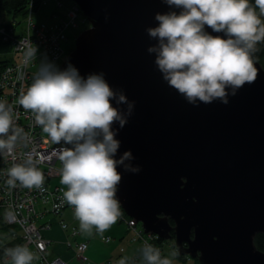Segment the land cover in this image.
I'll return each mask as SVG.
<instances>
[{
	"label": "water",
	"instance_id": "obj_1",
	"mask_svg": "<svg viewBox=\"0 0 264 264\" xmlns=\"http://www.w3.org/2000/svg\"><path fill=\"white\" fill-rule=\"evenodd\" d=\"M71 1L90 25L58 68L71 63L85 78L103 71L110 86L134 101L116 137L117 158L130 149L131 163L140 167L132 173L118 166L124 214L144 233L173 239L178 255L199 264H264L254 243L264 235L262 64L254 60L255 82L227 104L194 106L163 80L147 51L155 43L146 32L158 23L155 14L180 9L163 0ZM205 31L226 38L206 25Z\"/></svg>",
	"mask_w": 264,
	"mask_h": 264
},
{
	"label": "clouds",
	"instance_id": "obj_2",
	"mask_svg": "<svg viewBox=\"0 0 264 264\" xmlns=\"http://www.w3.org/2000/svg\"><path fill=\"white\" fill-rule=\"evenodd\" d=\"M163 2L180 11L155 14L158 23L146 29L155 43L147 51L155 54L163 80L188 103L197 106L218 100L227 104L230 95L255 82L258 70L254 54L256 45L264 41L260 19L264 0H255V6L249 0ZM205 25L213 32H223L226 38L210 35ZM26 55L35 57L36 48H30ZM19 104L35 113L36 122L53 143L70 145L58 154L60 182L67 186L63 197L73 206L81 231H106L120 216L116 193L122 175L118 166L132 173L140 171L131 163L134 156L130 149L117 158L120 141L116 137L132 114L134 101L110 86L103 71L85 78L71 63L61 70L47 62L40 64ZM19 133L13 125L11 106L0 101V137L6 138L0 139V150L11 152ZM7 175L9 187L18 181L29 189L43 188L45 177L31 156L11 167ZM7 254L13 264H32L34 259L26 246L9 249ZM142 257L146 264H169L151 245L142 249ZM120 264L126 261L122 259Z\"/></svg>",
	"mask_w": 264,
	"mask_h": 264
},
{
	"label": "built area",
	"instance_id": "obj_3",
	"mask_svg": "<svg viewBox=\"0 0 264 264\" xmlns=\"http://www.w3.org/2000/svg\"><path fill=\"white\" fill-rule=\"evenodd\" d=\"M54 1L56 7H65L66 9L63 12H51L50 15L55 19L53 23L37 22L33 13L35 5L33 0H29L24 15L25 25L23 31L17 34L14 22L8 26L14 58L5 63L0 69V101H5L11 106L13 125L20 130V133L11 152L0 150V207L3 208L2 222L5 225H12L19 229V231L14 230L9 235L11 240H18L13 248L31 246L32 251L46 264H72L70 260L64 259L59 254L53 258H48L47 251L49 246H52L53 240L47 238L43 234V230L49 229L51 223L49 221L42 224L37 223V220L45 214L50 213L58 216L67 207H70L74 212L73 206L69 205L63 197L67 186L50 181L53 178L61 177L62 169L56 163L60 161L58 154L65 146L56 145L48 135H44L42 126L36 122L35 113L25 110L19 104V98L33 82L40 64L47 62L54 64L59 60L63 62L68 52H66L62 42L68 40V32L76 30L80 24L85 22L89 24L80 9L71 0ZM45 2L46 0H39L36 8ZM3 30L4 28L1 26L0 32L2 33ZM30 48H36L35 57H27L26 53ZM71 49L72 46L69 45V51ZM59 65L55 66L58 68ZM0 139L6 138L0 137ZM29 156L32 157L36 167L42 171L45 177L43 188L37 189L34 187L29 189L18 181L15 187H9L7 184L9 169L15 164L24 163ZM120 217L125 221L127 227L132 230L133 240L139 239L145 245H151L159 250L161 257L165 259L161 249L154 242L157 238L156 235L144 233L142 228L137 227V222L132 218L127 219L121 210ZM59 225L66 234L65 239L59 244L70 250L73 257L78 261H82L84 251L88 245L87 241H74L70 238L80 233L79 228L64 220H60ZM103 239L108 241L110 236H104ZM10 258L8 254L2 255L0 264ZM169 264L171 263L169 262Z\"/></svg>",
	"mask_w": 264,
	"mask_h": 264
},
{
	"label": "crops",
	"instance_id": "obj_4",
	"mask_svg": "<svg viewBox=\"0 0 264 264\" xmlns=\"http://www.w3.org/2000/svg\"><path fill=\"white\" fill-rule=\"evenodd\" d=\"M60 220H64L79 228L80 233L74 237H70L72 240L87 241L88 245L84 251V259L82 261H78L73 257L70 250L65 249L62 244H59L66 237L65 232L60 228ZM45 221H49L51 226L49 229L43 230V234L47 238H51L53 244L56 245L52 244V246H49L47 251L48 258H53L59 254L64 259L70 260L72 264H120L122 259L126 261V264H146L142 257V249L146 245L142 240L132 239V230L127 227L125 221L120 216L103 233L97 232L93 228L90 234L81 231L79 221L70 207L65 208L58 216L47 213L39 218L37 223L42 224ZM104 236H110V239L105 241L103 239Z\"/></svg>",
	"mask_w": 264,
	"mask_h": 264
},
{
	"label": "rangeland",
	"instance_id": "obj_5",
	"mask_svg": "<svg viewBox=\"0 0 264 264\" xmlns=\"http://www.w3.org/2000/svg\"><path fill=\"white\" fill-rule=\"evenodd\" d=\"M42 1V0H40ZM66 8L62 7H56L55 6V1L54 0H46L45 3H41L40 6L38 8H35L34 11V18L37 22L43 21L46 22L47 24H51L53 23V21L55 20L50 14L53 11H60L63 12ZM257 14L260 15V10H256ZM0 19L2 20V22L4 24H11L14 22L15 24V32L17 34L21 33L23 31L24 25H25V20H24V16L21 15H16L15 17H13V13L11 11H6L4 10L0 16ZM260 19L262 21V24H264V15H260ZM88 23L85 24H81L79 25V27L76 30H71V32H68V40L63 41L62 45H64V48L66 50V52L69 53V45L72 46V48L74 47V43H75V39L77 34L84 30L85 27H87ZM4 58H8L9 60H12L14 58V54H13V50L9 49L6 52H0V60L4 59ZM62 61L59 60L56 63H54V65H59ZM42 133L44 135H48L47 133H45L42 130ZM56 165L62 169V163L60 161H58L56 163ZM51 182H59L61 183V177L58 178H53L50 180ZM121 210V209H120ZM122 211V210H121ZM3 212V208L0 207V214ZM123 212V211H122ZM124 213V212H123ZM125 217L127 219H131L128 215L124 214ZM137 227L141 228V224L140 222H137ZM15 230L19 231L18 227H14ZM10 231V229H6L4 228L3 230H1L0 232V247L1 245L8 243L9 241H11V237L8 236V232ZM154 242L157 244V246L161 249L162 255L165 259H167L171 264H199L196 259L191 258L189 256H180L177 254V249L176 246L174 244L173 239H165V240H154ZM153 245V244H152ZM56 246V245H54ZM34 255V259L32 261V264H46L45 261L41 260L39 258L38 255H36L32 250L31 247H27ZM2 257V255L0 256V258ZM3 264H13L12 259L10 258L8 261L3 262Z\"/></svg>",
	"mask_w": 264,
	"mask_h": 264
},
{
	"label": "trees",
	"instance_id": "obj_6",
	"mask_svg": "<svg viewBox=\"0 0 264 264\" xmlns=\"http://www.w3.org/2000/svg\"><path fill=\"white\" fill-rule=\"evenodd\" d=\"M249 2L250 4L255 6V0H249ZM28 3H29V0H0V16L4 10L11 11L13 13V17H15L16 15L24 16L26 14ZM33 3L35 5L34 8H36V6L39 3V0H33ZM256 10H258V8H256ZM1 26L4 28V30L2 33L0 32V52H6L7 50L11 49V45H10L11 34L9 32V27H8L9 24H4L2 20L0 19V27ZM256 47L258 51L254 54V60L259 61L264 68V41L259 42L256 45ZM7 62H9L8 58L7 59L4 58L0 60V69ZM2 217H3V212L0 214V232L4 228L10 229V231L7 234L9 236L11 232L15 230L14 228L15 226L5 225L2 222L3 221ZM170 223L173 225V221L171 219H170ZM156 240L161 241L162 239L157 237ZM17 243H18V240L13 239L9 241L8 243L1 245L0 256L7 254V250L12 249L14 246H16ZM254 243L259 250L264 251V235L263 234L261 233L256 234L254 237ZM180 256L182 257V256H187V255H180Z\"/></svg>",
	"mask_w": 264,
	"mask_h": 264
}]
</instances>
